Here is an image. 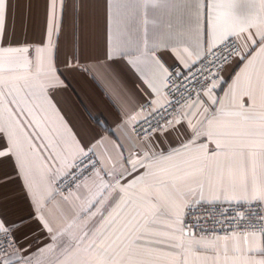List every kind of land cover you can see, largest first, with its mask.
<instances>
[{
  "label": "snow or ice",
  "instance_id": "snow-or-ice-1",
  "mask_svg": "<svg viewBox=\"0 0 264 264\" xmlns=\"http://www.w3.org/2000/svg\"><path fill=\"white\" fill-rule=\"evenodd\" d=\"M70 10L0 0V264H264V0H104L94 57ZM89 61L144 85L114 139L62 111Z\"/></svg>",
  "mask_w": 264,
  "mask_h": 264
},
{
  "label": "crops",
  "instance_id": "crops-1",
  "mask_svg": "<svg viewBox=\"0 0 264 264\" xmlns=\"http://www.w3.org/2000/svg\"><path fill=\"white\" fill-rule=\"evenodd\" d=\"M13 3L17 28L21 20L28 31L43 25L44 0H13ZM69 3L77 6L78 15L71 10L66 15L65 33H71L70 38L76 45H82L87 54L94 57L102 51L105 41L104 0H69ZM17 4L18 10L15 7ZM167 59L172 62L171 57ZM88 63L93 68L92 73H66L71 85L62 94V111L74 129L80 133L87 134L95 130L102 132L109 139H114L109 132L104 131L111 128L117 134L120 132L116 127L120 117L113 102L122 105L125 96H138L144 85L123 63L113 65L114 71L93 66L91 61ZM238 71L239 67L235 65L226 66L224 75L227 77ZM7 207L10 211L16 210L13 202H8Z\"/></svg>",
  "mask_w": 264,
  "mask_h": 264
}]
</instances>
